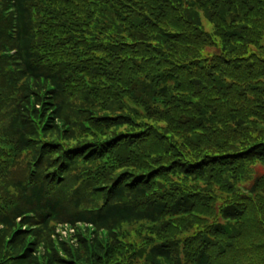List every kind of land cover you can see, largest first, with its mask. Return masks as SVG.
<instances>
[{"label":"trees","instance_id":"1","mask_svg":"<svg viewBox=\"0 0 264 264\" xmlns=\"http://www.w3.org/2000/svg\"><path fill=\"white\" fill-rule=\"evenodd\" d=\"M0 264H264V0H0Z\"/></svg>","mask_w":264,"mask_h":264},{"label":"rangeland","instance_id":"2","mask_svg":"<svg viewBox=\"0 0 264 264\" xmlns=\"http://www.w3.org/2000/svg\"><path fill=\"white\" fill-rule=\"evenodd\" d=\"M203 25L209 29L211 27V23L207 20V19H204V22H203Z\"/></svg>","mask_w":264,"mask_h":264}]
</instances>
